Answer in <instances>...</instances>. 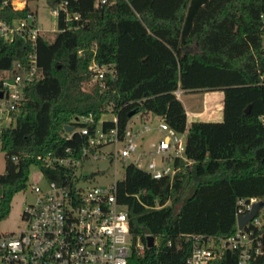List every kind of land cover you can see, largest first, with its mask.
I'll list each match as a JSON object with an SVG mask.
<instances>
[{
    "label": "trees",
    "instance_id": "trees-1",
    "mask_svg": "<svg viewBox=\"0 0 264 264\" xmlns=\"http://www.w3.org/2000/svg\"><path fill=\"white\" fill-rule=\"evenodd\" d=\"M35 1V0H30ZM59 9L58 31L37 42L42 78L25 88L15 125L2 134L6 172L0 176V221L13 198L27 189L37 166L49 182L65 185L71 168L44 159L79 157L102 116L118 117L122 134L130 114H150L186 133L185 159L172 177L154 179L134 165L117 183V200L128 210L135 248L129 264H186L192 244L185 235L227 238L237 231L241 198H264V0H46ZM27 11L6 8V20ZM79 17L76 19V17ZM32 42L0 36V91L15 63L29 66ZM112 65L116 80L101 90L90 64ZM224 94L220 122L193 121L177 90ZM249 112L247 113V110ZM92 116L85 125L81 118ZM66 126H73L67 139ZM115 127L112 121L104 130ZM17 158V161H14ZM87 181L88 177H84ZM155 238L153 248L147 237ZM172 244V246H171ZM236 256L224 264H236ZM254 264H264L258 257Z\"/></svg>",
    "mask_w": 264,
    "mask_h": 264
},
{
    "label": "built area",
    "instance_id": "built-area-1",
    "mask_svg": "<svg viewBox=\"0 0 264 264\" xmlns=\"http://www.w3.org/2000/svg\"><path fill=\"white\" fill-rule=\"evenodd\" d=\"M107 1L98 0V3ZM30 2L0 0V36L9 42L17 38L29 40L35 49L28 67L15 63L11 76L3 80L0 91L3 93L0 98V153L3 131L15 125L16 114L24 105L25 88L42 78L36 46L44 31ZM9 7L14 11L29 12L26 18L6 20L1 13ZM52 14L58 18L59 9L53 10ZM89 71L92 74L91 82L104 91L117 77L112 65H101L96 61L90 64ZM182 93L179 89L175 95L179 99ZM135 116L142 120L139 128H134L136 123L132 117L122 134L117 127L116 115L113 114L111 119L102 116L100 126L94 133L88 126L77 130L89 137L88 145L79 157L69 149L67 152L70 156L67 158L44 159L48 167L71 168L73 174L66 178L65 185L59 186L49 182L41 172L46 185L41 186L39 181L31 185L34 198L24 209L22 230L17 234L0 233V264H129L134 248L140 253L145 252L144 245L134 244L128 210L117 200L118 182L108 188H86L85 176L80 173L85 162L107 161L112 164L130 160L132 165L154 179L173 178L176 175L180 170L176 167V160L185 159L186 133L180 134L164 120L151 116L152 121L160 119L156 129L165 136L157 144L153 143L142 150L139 141L145 132L152 129L143 123L146 115ZM80 120L85 125L93 122L92 116ZM109 120L115 127L104 130L102 124ZM74 131L68 133L67 139H72ZM156 157H160V164ZM258 203L263 205L255 217L240 228L238 218L250 214ZM236 224V233L227 238L183 236V243L192 244L186 264H224L226 259L233 256H236V264H254L258 257H264V198H241Z\"/></svg>",
    "mask_w": 264,
    "mask_h": 264
},
{
    "label": "rangeland",
    "instance_id": "rangeland-1",
    "mask_svg": "<svg viewBox=\"0 0 264 264\" xmlns=\"http://www.w3.org/2000/svg\"><path fill=\"white\" fill-rule=\"evenodd\" d=\"M32 10L37 12L38 24L40 28L44 31V34L48 36V39H53L58 31L57 27V18L52 14V10L48 7L46 0H35L29 3ZM2 76H0V80ZM94 86L93 82H89L85 85V90H90ZM223 97L224 94L221 90L216 91H191L183 92L180 95L179 100L183 103L186 111L189 114L190 125L195 119H199L198 115H214L220 113L218 109L208 111V105L211 101L215 103L214 105H221V116H222V107H223ZM217 110V111H215ZM197 115V117H194ZM113 117L112 112L103 115V118L111 119ZM206 119V118H205ZM134 121L136 123L135 129H138L142 120L134 116ZM160 122V119H155L152 121L150 114H147L144 117L143 123H146L151 126L150 131L144 133L140 139L141 148L145 150L151 146L153 143H158L165 134L157 130V126ZM184 139L186 137L184 136ZM140 150V151H142ZM158 163H161L160 157H156ZM131 161L123 163L122 161L109 163L107 161H97V162H85L80 171L81 175L88 177V180L85 182L84 186L86 188L102 187L108 188L111 185L124 180L125 169L128 165H131ZM6 172V155L5 153H0V176ZM35 181H39L41 186L46 185V180L42 179L41 171L37 166L32 167L29 187L15 195L11 204V210L8 217L0 221V233L1 234H17L23 228V213L27 205L33 202V194L31 191V185Z\"/></svg>",
    "mask_w": 264,
    "mask_h": 264
},
{
    "label": "water",
    "instance_id": "water-1",
    "mask_svg": "<svg viewBox=\"0 0 264 264\" xmlns=\"http://www.w3.org/2000/svg\"><path fill=\"white\" fill-rule=\"evenodd\" d=\"M2 97H3V93H0V98H2ZM248 112H249V109L247 110V113H248ZM135 115H136V112L131 113V114H130V118L134 117ZM74 130H75V128H74L73 126H66V131H67L68 133H71V132H73ZM262 205H263V204H261V203L256 204V206L254 207L253 211H252L250 214H248L247 216L239 217V218H238V224H239V227L242 228V227H244L249 221H251V220L255 217V215H256L258 209L262 207ZM154 246H155V238L152 237V236H148V237H147V247H148V248H153Z\"/></svg>",
    "mask_w": 264,
    "mask_h": 264
},
{
    "label": "crops",
    "instance_id": "crops-1",
    "mask_svg": "<svg viewBox=\"0 0 264 264\" xmlns=\"http://www.w3.org/2000/svg\"><path fill=\"white\" fill-rule=\"evenodd\" d=\"M223 100H224V97H223ZM215 103H212L211 101L209 102V105H208V108L207 110L208 111H212L214 110L215 108L218 109V111H220V113H217V114H214V115H207V114H204L203 116L202 115H198L199 119H195L194 121L196 120H201V121H212V122H220L222 121L223 119V107H222V116H221V105L220 103H218V105H214ZM218 107V108H217ZM217 111V110H215ZM187 112V111H186ZM187 116H188V119H189V114L187 112ZM194 117H197V115H194ZM206 118V119H205ZM189 122V120H188ZM193 122V121H191Z\"/></svg>",
    "mask_w": 264,
    "mask_h": 264
}]
</instances>
